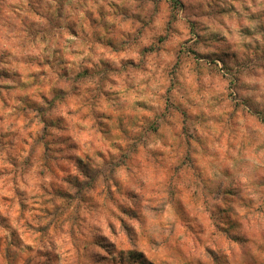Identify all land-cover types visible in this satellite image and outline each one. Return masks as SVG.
<instances>
[{
	"label": "rangeland",
	"instance_id": "374dc122",
	"mask_svg": "<svg viewBox=\"0 0 264 264\" xmlns=\"http://www.w3.org/2000/svg\"><path fill=\"white\" fill-rule=\"evenodd\" d=\"M0 264H264V0H0Z\"/></svg>",
	"mask_w": 264,
	"mask_h": 264
}]
</instances>
